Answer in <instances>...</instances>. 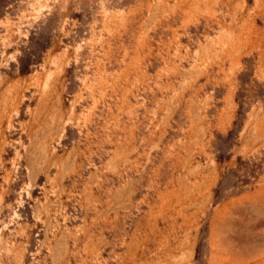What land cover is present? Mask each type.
Listing matches in <instances>:
<instances>
[{
	"label": "rangeland",
	"instance_id": "rangeland-1",
	"mask_svg": "<svg viewBox=\"0 0 264 264\" xmlns=\"http://www.w3.org/2000/svg\"><path fill=\"white\" fill-rule=\"evenodd\" d=\"M0 264H264V0H0Z\"/></svg>",
	"mask_w": 264,
	"mask_h": 264
}]
</instances>
